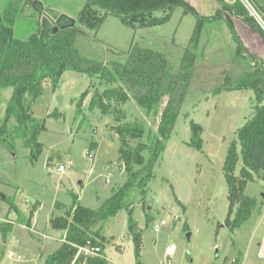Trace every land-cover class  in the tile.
Here are the masks:
<instances>
[{"label":"rangeland","instance_id":"obj_1","mask_svg":"<svg viewBox=\"0 0 264 264\" xmlns=\"http://www.w3.org/2000/svg\"><path fill=\"white\" fill-rule=\"evenodd\" d=\"M86 1L0 0V24L10 26L15 38L26 40L37 22L32 9L21 10L27 3H39L41 11L51 16L75 19ZM188 4L201 17H213L218 9L214 0ZM164 16L154 13L158 20ZM233 22L247 51L259 55V49L247 42L254 34ZM75 45L81 57L103 64L123 60L135 46L157 51L165 55L172 73L189 50L196 55L195 69L162 155L144 187L140 179L127 184L114 115L124 116L121 123L140 124L142 143L148 135L158 134L159 115L147 114L129 99L116 105L114 114L102 116L89 108V102L104 86L79 73L65 72L55 91L45 81L43 94L33 106L34 117L44 125L37 138L40 151L31 158L19 141L14 151L0 146V230L4 233L0 232V264H40L61 246L63 232L52 227L55 218L64 216L73 204L99 211L121 190L124 207L95 227L104 237L110 264H137L127 229L128 212L142 236L138 264H264L258 256L264 240V182L257 176L244 190L246 197L255 199L256 208L239 228L231 230L224 224L228 200L223 164L236 131L251 115L254 100L251 90L221 89L226 77L234 84L254 66L247 55L237 53L225 23L218 19L197 28V17L177 8L161 24L140 30L108 15L95 30L81 27ZM258 60L264 67V57ZM11 93V88L0 90V124ZM53 113L57 117H51ZM191 122L201 127V151L189 146ZM126 141L130 148L138 143ZM91 142L95 151L89 149ZM143 157L146 160L147 154ZM59 166L62 172H57ZM9 202L18 213L10 212ZM8 253L21 261L9 259Z\"/></svg>","mask_w":264,"mask_h":264},{"label":"trees","instance_id":"obj_2","mask_svg":"<svg viewBox=\"0 0 264 264\" xmlns=\"http://www.w3.org/2000/svg\"><path fill=\"white\" fill-rule=\"evenodd\" d=\"M214 1L218 9L213 17L199 16L185 0H87L75 19L66 15L51 16L37 8L36 29L26 40L15 38L10 26L0 24V90H12L0 124V146L14 151L15 143L19 141L34 158L40 151L37 138L44 125L34 117L33 106L43 94L44 82L48 81L52 91H55L65 72L79 73L98 80L104 86L101 92H94L89 102V108L96 109L102 116L114 114L115 106H122L129 99H133L147 114L159 115L158 134L148 135L145 143L139 142L144 137L140 124L121 123L124 116L121 113L114 115L116 126L113 129L120 140L118 154L129 176L127 184L140 179L141 187H144L152 178L153 167L162 155L164 143L184 101L193 77L196 55L185 50L176 73L171 72L165 55L136 46L131 47L123 60L103 64L78 54L75 43L80 36V28L95 30L106 16L115 15L127 26L147 30L164 22L177 8L196 16L197 28L202 27L204 22L208 24L220 19L232 35L237 53L247 55L248 63H254L253 67L249 66L238 76L234 84L226 77L224 86H221V89L251 90L254 94L251 115L236 131L223 164L228 200L224 224L231 230L239 228L256 208L255 199L244 195L247 183L254 175L264 182V67L257 56L244 47L235 32L233 20L260 36L263 45L264 33L238 0ZM250 2L264 22V0ZM21 10L24 11V6ZM156 12L165 16L158 20L154 17ZM51 117L57 115L53 113ZM10 121H13L12 125ZM127 139L138 140V143L130 148ZM189 146L198 151L202 148L201 127L193 122L190 123ZM89 147L95 151V143L91 142ZM143 153L147 154L146 160ZM122 191L109 199L99 211L73 204L64 211V216L55 218L52 227L63 232L65 242L42 264H72L77 248L71 244L82 247L87 241L101 247L103 258L89 257L85 264H110L105 259L104 237L95 227L103 219L114 217L124 207ZM8 204L10 212L18 213L13 202ZM33 207L35 209V205ZM128 214L127 229L138 264L142 236L130 212ZM0 232L3 233L2 229ZM82 260L79 257L75 263Z\"/></svg>","mask_w":264,"mask_h":264},{"label":"built area","instance_id":"obj_3","mask_svg":"<svg viewBox=\"0 0 264 264\" xmlns=\"http://www.w3.org/2000/svg\"><path fill=\"white\" fill-rule=\"evenodd\" d=\"M238 1L242 4L244 9L247 11V13L256 21V23L259 25V27L261 28V30L264 33V22H263L262 18L260 17V15L255 10V8L253 7V5L251 4L250 0H238ZM63 170H64V168L62 166H59L57 168V172H62ZM106 182H108V180H106ZM26 203H28V201H26ZM161 225H162V223H161ZM154 232H158L157 227L154 229ZM64 242L65 241L62 238L60 243L62 244ZM71 246L77 248V252H76L75 258L73 259L72 264H85L86 259L89 257H91V258H103L102 253H101L102 252L101 247L93 244L91 241H87L85 243V245L82 247H77L76 245H72V244H71ZM263 246H264V244L261 245V248ZM262 249H264V248H262ZM166 253H167V256H170L172 254L170 249H168L166 251ZM8 257H9V259H14L15 261H21V258L19 256H15L12 253H8ZM79 257H82V259H83L82 262L81 263H75L79 259ZM105 259L107 260V258H105ZM232 264H236V261H232Z\"/></svg>","mask_w":264,"mask_h":264},{"label":"crops","instance_id":"obj_4","mask_svg":"<svg viewBox=\"0 0 264 264\" xmlns=\"http://www.w3.org/2000/svg\"><path fill=\"white\" fill-rule=\"evenodd\" d=\"M185 1H187L188 3H189V1H191V0H185ZM225 1H231V0H225ZM217 9V8H216ZM245 31H249L250 33H253L252 31H250V30H248L247 28L245 29ZM254 34V33H253ZM249 44H250V46L251 47H253V48H257V49H259V55H257L258 56V58H263L264 57V45H263V39L260 37V36H256L255 34H254V36H252V35H250L249 36V39H248V41H247ZM260 60V59H259ZM258 60V61H259ZM262 60V59H261ZM263 61V60H262ZM262 244H264V240H263V242H262ZM261 244V245H262ZM261 245H259V249H258V256L260 257V258H262V259H264V249H262V248H264V246L261 248ZM46 258V257H45ZM44 258V259H45ZM43 259V260H44ZM43 260L41 261V263L43 262ZM40 263V264H41Z\"/></svg>","mask_w":264,"mask_h":264},{"label":"flooded vegetation","instance_id":"obj_5","mask_svg":"<svg viewBox=\"0 0 264 264\" xmlns=\"http://www.w3.org/2000/svg\"><path fill=\"white\" fill-rule=\"evenodd\" d=\"M30 5L29 6H24V8L26 7H28V8H30V9H32L35 13H36V15L39 13V12H37L38 11V9H39V3H37V2H30L29 3ZM38 8V9H37ZM39 15V14H38ZM37 15V16H38Z\"/></svg>","mask_w":264,"mask_h":264},{"label":"water","instance_id":"obj_6","mask_svg":"<svg viewBox=\"0 0 264 264\" xmlns=\"http://www.w3.org/2000/svg\"><path fill=\"white\" fill-rule=\"evenodd\" d=\"M57 101H58V104L61 103V99L60 98H57ZM119 170H122V167L121 166L119 167Z\"/></svg>","mask_w":264,"mask_h":264}]
</instances>
